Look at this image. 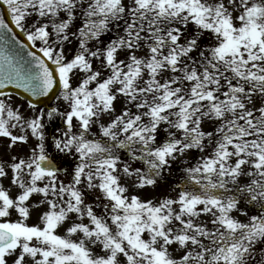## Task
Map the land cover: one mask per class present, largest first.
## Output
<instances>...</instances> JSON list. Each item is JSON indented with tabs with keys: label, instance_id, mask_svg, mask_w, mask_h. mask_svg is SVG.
<instances>
[{
	"label": "snow or ice",
	"instance_id": "1",
	"mask_svg": "<svg viewBox=\"0 0 264 264\" xmlns=\"http://www.w3.org/2000/svg\"><path fill=\"white\" fill-rule=\"evenodd\" d=\"M2 5L0 264H264V0Z\"/></svg>",
	"mask_w": 264,
	"mask_h": 264
},
{
	"label": "water",
	"instance_id": "2",
	"mask_svg": "<svg viewBox=\"0 0 264 264\" xmlns=\"http://www.w3.org/2000/svg\"><path fill=\"white\" fill-rule=\"evenodd\" d=\"M3 11H5V8H4V6L2 5V1H0V12H3ZM17 31H18V30H17ZM11 91H13V92L19 91V93H20L21 96L24 95L22 89H21V90H16L15 88H13V89H11ZM34 99H43V100L45 101V103H50V102H51V101H49L47 98H34ZM53 99H54V98H53ZM42 106H44V105L42 104Z\"/></svg>",
	"mask_w": 264,
	"mask_h": 264
},
{
	"label": "rangeland",
	"instance_id": "3",
	"mask_svg": "<svg viewBox=\"0 0 264 264\" xmlns=\"http://www.w3.org/2000/svg\"><path fill=\"white\" fill-rule=\"evenodd\" d=\"M0 143L6 144L7 141H0ZM4 152H5L4 148L0 147V154H3ZM12 154H15V152L13 151ZM163 189H164V190H167V185H166V184L163 185Z\"/></svg>",
	"mask_w": 264,
	"mask_h": 264
}]
</instances>
